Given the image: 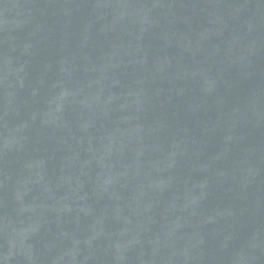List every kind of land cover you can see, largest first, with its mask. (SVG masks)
<instances>
[{"label": "water", "instance_id": "95a60500", "mask_svg": "<svg viewBox=\"0 0 264 264\" xmlns=\"http://www.w3.org/2000/svg\"><path fill=\"white\" fill-rule=\"evenodd\" d=\"M0 264H264V0H0Z\"/></svg>", "mask_w": 264, "mask_h": 264}]
</instances>
